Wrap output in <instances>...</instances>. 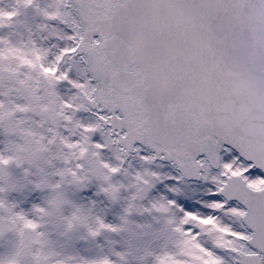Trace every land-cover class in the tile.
I'll list each match as a JSON object with an SVG mask.
<instances>
[{"label": "snow or ice", "instance_id": "snow-or-ice-1", "mask_svg": "<svg viewBox=\"0 0 264 264\" xmlns=\"http://www.w3.org/2000/svg\"><path fill=\"white\" fill-rule=\"evenodd\" d=\"M21 9L40 23L26 41L0 35V174L54 149L65 167L34 183L52 195L28 210L0 195V232L19 238L0 264H65L42 221L65 183L93 178L112 203L130 193L123 223L76 207L69 229L96 238L142 215L140 264H264V0H16L0 32Z\"/></svg>", "mask_w": 264, "mask_h": 264}, {"label": "rangeland", "instance_id": "rangeland-1", "mask_svg": "<svg viewBox=\"0 0 264 264\" xmlns=\"http://www.w3.org/2000/svg\"><path fill=\"white\" fill-rule=\"evenodd\" d=\"M49 0H40L42 6H46ZM0 9L15 10L16 0H0ZM21 15L17 18L13 27L6 28L0 35L9 36L13 41H26L29 37V29L36 32V26L40 23V18L33 9H21ZM37 38H39L37 36ZM10 137L0 133V149L10 148ZM57 153V152H56ZM49 156H53L52 154ZM135 164L134 167H138ZM30 169V175L24 169L10 168L5 173L0 174V186L6 188V192L0 194L8 203L22 206L25 210L32 207L34 203H44L51 192L37 190L34 183L39 182L42 177L36 173L37 167L26 166ZM61 169V167H60ZM49 182H55L58 178H52L49 173ZM124 184L131 182V177L121 176L117 178ZM7 182V183H6ZM10 185V186H9ZM88 189L81 191L79 186H72L65 183L63 186V196L67 202L60 211H51L49 216L42 221V231L44 237L41 243L44 251L55 260H64L65 264H82L84 260H100L110 258L113 264H124L117 256V253L126 254V264H140L139 257L148 245L150 238L143 235L138 224L151 222V218L142 215H132V221L124 230L119 233L102 231L96 237L88 235L87 226L74 224L72 228L67 227V220L70 218L74 208L80 207L88 214V224L95 226L96 217L103 218L106 223L122 225L120 216L127 206L129 192L122 191L121 199L117 203H112L99 191V181L95 178L87 185ZM18 236L15 232H0V258L11 255L18 244ZM40 245H37L39 247ZM155 247V245H152Z\"/></svg>", "mask_w": 264, "mask_h": 264}, {"label": "flooded vegetation", "instance_id": "flooded-vegetation-1", "mask_svg": "<svg viewBox=\"0 0 264 264\" xmlns=\"http://www.w3.org/2000/svg\"><path fill=\"white\" fill-rule=\"evenodd\" d=\"M51 154L53 155L52 157L49 156L48 154L42 159L39 157L38 154L35 155L29 154L30 156L29 160H27L20 167H13V168L24 169L26 166L37 167L36 173L38 174L39 177L49 178L51 177L49 173L52 172V177L58 178V175H56L57 171L60 169V167L61 169L65 167L64 163L62 162L63 156L59 149H54Z\"/></svg>", "mask_w": 264, "mask_h": 264}, {"label": "water", "instance_id": "water-1", "mask_svg": "<svg viewBox=\"0 0 264 264\" xmlns=\"http://www.w3.org/2000/svg\"><path fill=\"white\" fill-rule=\"evenodd\" d=\"M135 165V162H133V166Z\"/></svg>", "mask_w": 264, "mask_h": 264}, {"label": "bare ground", "instance_id": "bare-ground-1", "mask_svg": "<svg viewBox=\"0 0 264 264\" xmlns=\"http://www.w3.org/2000/svg\"><path fill=\"white\" fill-rule=\"evenodd\" d=\"M135 164H137V163L135 162Z\"/></svg>", "mask_w": 264, "mask_h": 264}]
</instances>
